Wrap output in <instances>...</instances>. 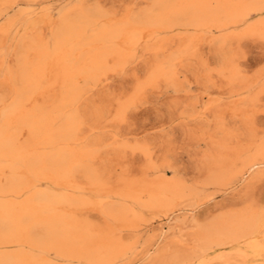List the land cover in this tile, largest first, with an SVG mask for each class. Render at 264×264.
Returning a JSON list of instances; mask_svg holds the SVG:
<instances>
[{"label":"bare ground","instance_id":"bare-ground-1","mask_svg":"<svg viewBox=\"0 0 264 264\" xmlns=\"http://www.w3.org/2000/svg\"><path fill=\"white\" fill-rule=\"evenodd\" d=\"M43 1L0 0V264H264V0Z\"/></svg>","mask_w":264,"mask_h":264},{"label":"rangeland","instance_id":"rangeland-1","mask_svg":"<svg viewBox=\"0 0 264 264\" xmlns=\"http://www.w3.org/2000/svg\"><path fill=\"white\" fill-rule=\"evenodd\" d=\"M51 1V2H50ZM57 1H59V2H57ZM101 1H104V4L108 7V8H114V7H117V6H119V2H121L122 0H114V2H112L113 0H101ZM124 1V0H123ZM57 3V4H56ZM110 3H112L113 5H110ZM119 3V4H118ZM60 4V5H59ZM64 4V5H63ZM65 4H66V2H63V3H61V1L60 0H45V1H43L42 2V4L41 5H44V6H41V7H45V6H57L58 8L59 7H62V6H65ZM21 8L23 7L24 8V6H20ZM250 45V44H249ZM248 45V46H249ZM247 46V45H246ZM245 46V49H247L246 51H248V53H247V56H250L249 58H247V59H249L248 61H247V59H246V62H245V64H251L250 66V69H251V72L252 73H254L256 70H258L259 68H261L263 65H264V60L262 61V60H258L259 59V57H264L263 56V54H262V50L263 49H261L260 47L259 48H257L256 47V49H259V50H256V49H254V51L252 50V48H251V46H247L246 47ZM251 48V49H250ZM254 48V47H253ZM252 50V51H251ZM256 51H257V53H256ZM262 51V52H261ZM259 52H261V54H259ZM256 53V54H255ZM248 54H250V55H248ZM255 55H257V56H255ZM252 56H253V58H252ZM257 59V60H256ZM256 61V62H255ZM259 62H262L261 64H256V63H259ZM256 69V70H255ZM123 82V80H120V79H115V82H113V84L114 85H119L120 83H122ZM169 94H165V95H158V94H155V97H154V95H152L151 97H150V100H149V102L145 105V106H143V107H141V109L140 110H142V109H144L143 110V113H142V115H140V118H141V120H138V119H136V126H134L135 128L133 129L134 131H136V132H140L141 134L139 135L140 137L141 136H143L146 132H144L145 130H146V128H147V126L149 127V126H151L152 124H154V125H161L163 122H166V124H165V126H164V128H165V130L164 131H158L159 129H156V130H151V131H148V136H146L147 138H150V140H154V139H151V138H154L155 137V142L158 144V140H160L159 139V136H161V138L162 137H166L165 139H168V138H172V139H174L175 141H176V143L178 144V145H182L183 146V144L185 143L184 141H185V138H186V136H185V129L183 128V126H181L182 124H180L181 123V120H179V121H172V123H169V122H171V120H172V118H173V116L174 117H176V120H177V114H176V112L178 111V110H176V108L175 107H173V108H171L172 106H171V102H170V99H169ZM166 97V98H165ZM151 98H153V100L151 99ZM156 98V99H155ZM162 99V100H161ZM169 101H168V100ZM157 101V102H156ZM159 103V104H158ZM162 104V105H161ZM164 105V106H163ZM162 106L164 107L163 109H162ZM166 106V107H165ZM146 107V108H145ZM168 107V108H167ZM165 108H167V110H168V112L167 111H165L166 109ZM175 108V109H174ZM146 109V110H145ZM165 109V110H164ZM171 109L173 110H176V112H174V115L172 114L173 112H170L169 113V111H171ZM148 111H150V112H148ZM146 112V113H145ZM153 112V113H152ZM166 112L168 113L167 115H166ZM152 114V116L153 117H151L150 116V114ZM147 114V116H145ZM169 115V117H168V119H169V121H168V119H167V116ZM154 116H155V118H154ZM146 117V118H145ZM150 117V118H149ZM139 118V117H138ZM144 118H145V121H144ZM151 118H153V120L151 119ZM150 119V120H149ZM137 121H141L140 123L139 122H137ZM149 123H150V125H149ZM139 124V125H138ZM147 125V126H146ZM154 125H152V126H154ZM171 125V126H170ZM173 125H174V127H173ZM151 126V127H152ZM138 127V128H137ZM180 128V130L182 131V135H180V133H181V131H178V128ZM136 128H137V130H136ZM180 132V133H179ZM147 134V133H146ZM160 134V135H159ZM154 135V136H153ZM163 135V136H162ZM179 137H180V140H178L179 139ZM182 137V138H181ZM182 142V143H181ZM191 150V151H190ZM182 152V153H181ZM185 153V154H184ZM187 155V156H186ZM196 156V153H195V151H194V149H192V148H183V150H181L180 149V155L178 156V161L179 162H181V165L182 166H185V167H187V169H189V171L191 172L190 174H189V176H192L193 175V173H192V168H193V166H195V164H196V160H197V156ZM185 157H187V158H185ZM189 158V159H188ZM189 163V164H188ZM244 185L245 184H242V185H240V186H238V187H236L234 190H231V191H228V192H225V193H220V191H216V197H215V199L213 200V201H211L209 204H207V205H205V206H203V207H201V209L200 210H198L195 214L198 216L200 213V215H203V216H199V217H204V216H206V215H208V214H211V213H214V212H217V211H219L221 208H223V207H225V206H227L228 204H230V202H232V201H234L236 198H238L239 197V195L243 192L242 190H244ZM242 191V192H241ZM222 192V191H221ZM257 193H258V197H259V199H261V200H264V178L260 181V183H259V185H258V190H257ZM221 196V197H220ZM200 212V213H199ZM206 212V213H205ZM203 213V214H202ZM185 216V214H181V218H183ZM158 222V223H157ZM160 221H156V222H154V225H152V227L146 232V231H143L141 234H140V238H141V246L139 247V249H138V252H137V254H136V256H135V258H133V260H135L136 258H139V257H141L143 254H144V252L151 246V244H153V242L157 239V236H158V234H159V232H160V227H161V223H159ZM154 227V228H153ZM180 229V228H179ZM178 229V230H179ZM187 231V230H186ZM184 232V231H183ZM182 232V233H183ZM176 234H179V232H177ZM175 234V235H176ZM181 234V233H180ZM179 234V235H180ZM186 234V233H185ZM179 235H176V236H174V238H177V236H179ZM183 235V234H182ZM171 237H173L172 235H170ZM169 236V237H170ZM181 236V235H180ZM185 238V237H184ZM171 240L173 239V238H170ZM168 241H170V240H168ZM168 241H166L165 240V242H168ZM163 240H162V242H160V244H157V246L160 248V246L162 245H164L163 243H165ZM156 246V247H157ZM161 246V247H162ZM157 247V248H158ZM148 261H149V258L148 259H146L144 262H141L140 264H146V263H148Z\"/></svg>","mask_w":264,"mask_h":264}]
</instances>
